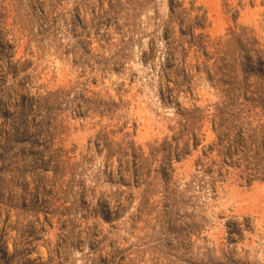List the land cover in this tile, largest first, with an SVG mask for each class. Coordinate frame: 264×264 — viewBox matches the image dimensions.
Segmentation results:
<instances>
[{
    "label": "rangeland",
    "instance_id": "rangeland-1",
    "mask_svg": "<svg viewBox=\"0 0 264 264\" xmlns=\"http://www.w3.org/2000/svg\"><path fill=\"white\" fill-rule=\"evenodd\" d=\"M0 264H264V0H0Z\"/></svg>",
    "mask_w": 264,
    "mask_h": 264
}]
</instances>
